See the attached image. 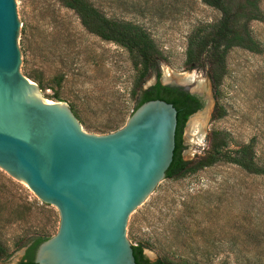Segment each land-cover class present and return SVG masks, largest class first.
Wrapping results in <instances>:
<instances>
[{"label":"rangeland","instance_id":"1","mask_svg":"<svg viewBox=\"0 0 264 264\" xmlns=\"http://www.w3.org/2000/svg\"><path fill=\"white\" fill-rule=\"evenodd\" d=\"M90 1L106 17L147 32L162 55L160 83L169 70L193 72L204 84V90L195 89L196 84L183 87L201 107L199 92L209 108L202 125L185 120L182 159L204 154L216 132L215 141L226 143L221 149L225 155L250 142L262 169L248 173L223 157L197 171L161 179L129 213L126 239L143 246L149 264L157 256L199 264H264V0H257L262 18L248 23L255 50L228 49L215 90L207 67L190 68L184 59L188 36L214 23L217 9L201 0ZM14 4L18 71L37 84L44 99L67 104L82 131L101 135L122 127L139 91L155 75L138 82L127 51L88 32L61 0ZM58 218L53 205L41 202L0 168V264H15L33 236H52Z\"/></svg>","mask_w":264,"mask_h":264},{"label":"water","instance_id":"2","mask_svg":"<svg viewBox=\"0 0 264 264\" xmlns=\"http://www.w3.org/2000/svg\"><path fill=\"white\" fill-rule=\"evenodd\" d=\"M17 28L14 0H0V168L59 216L33 262L134 264L126 219L164 178L175 108L149 99L112 132L82 131L67 104L44 99L18 71Z\"/></svg>","mask_w":264,"mask_h":264},{"label":"trees","instance_id":"3","mask_svg":"<svg viewBox=\"0 0 264 264\" xmlns=\"http://www.w3.org/2000/svg\"><path fill=\"white\" fill-rule=\"evenodd\" d=\"M63 5L73 10L80 24L90 33L105 41H111L123 47L137 69L136 79L141 82L147 75L154 74L155 81L139 91L137 102L133 110L142 102L149 99H161L172 104L175 108L174 147L171 161L165 171L164 178H176L184 173L197 171L210 166L220 158L237 165L248 173H259L261 168L256 165L252 145L240 146L232 155H225L221 149L225 147L224 140L215 141L216 132L211 133L209 148L193 160L181 158V129L187 117L200 108L195 96L181 87L163 85L159 82L158 66L162 58L147 32L130 22L116 21L101 13L90 0H61ZM208 6L219 11V18L205 29L196 30L187 39L185 49V64L188 67H207V75L213 90L222 80L225 72V55L231 47L240 46L248 50H255L256 43L250 35L248 23L262 18L257 0H201ZM47 236L36 235L24 244L22 256L15 264H34L33 256L37 245ZM134 264H149L142 254L141 244H131ZM151 264H199L180 259H169L157 256ZM217 264H227L221 261Z\"/></svg>","mask_w":264,"mask_h":264},{"label":"bare ground","instance_id":"4","mask_svg":"<svg viewBox=\"0 0 264 264\" xmlns=\"http://www.w3.org/2000/svg\"><path fill=\"white\" fill-rule=\"evenodd\" d=\"M163 75H164V77H162V79H163L164 83H167L169 81H176L182 85L196 84V86H194L195 89L204 90V84L199 79L196 78V76L193 72L188 71V72H177V73H175V72H171L169 70H166ZM196 93L200 94L199 92H196ZM203 93H204V91H201V94H203ZM203 107L204 108L202 110L195 111L194 113H192L189 116V120L187 122L188 125L190 124V122L192 123V125L193 124H201L202 125V123L204 122L205 114L209 108V101L208 100L204 99ZM196 138L199 139V134L196 135Z\"/></svg>","mask_w":264,"mask_h":264},{"label":"flooded vegetation","instance_id":"5","mask_svg":"<svg viewBox=\"0 0 264 264\" xmlns=\"http://www.w3.org/2000/svg\"><path fill=\"white\" fill-rule=\"evenodd\" d=\"M198 96H199V99H200V102H201V107L198 109V110H196V111H199V110H201L202 109V107H203V103H204V101H203V99H202V97L198 94ZM199 102V101H198ZM194 113V112H193ZM190 116V115H189ZM189 118V117H188ZM188 118H187V120H188ZM187 120H186V122H187ZM185 122V123H186ZM24 248H25V246H24ZM24 251V250H23Z\"/></svg>","mask_w":264,"mask_h":264}]
</instances>
